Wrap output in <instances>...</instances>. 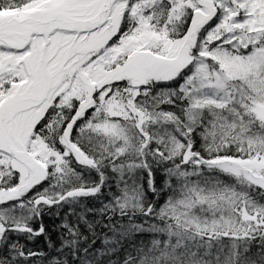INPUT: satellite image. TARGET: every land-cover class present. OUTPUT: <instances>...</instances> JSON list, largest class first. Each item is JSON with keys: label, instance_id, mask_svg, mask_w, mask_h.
I'll return each instance as SVG.
<instances>
[{"label": "snow or ice", "instance_id": "snow-or-ice-1", "mask_svg": "<svg viewBox=\"0 0 264 264\" xmlns=\"http://www.w3.org/2000/svg\"><path fill=\"white\" fill-rule=\"evenodd\" d=\"M0 264H264V0H0Z\"/></svg>", "mask_w": 264, "mask_h": 264}, {"label": "trees", "instance_id": "trees-1", "mask_svg": "<svg viewBox=\"0 0 264 264\" xmlns=\"http://www.w3.org/2000/svg\"><path fill=\"white\" fill-rule=\"evenodd\" d=\"M39 243H40V246H41V247L44 246V245H43V240H41Z\"/></svg>", "mask_w": 264, "mask_h": 264}]
</instances>
